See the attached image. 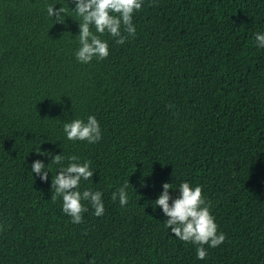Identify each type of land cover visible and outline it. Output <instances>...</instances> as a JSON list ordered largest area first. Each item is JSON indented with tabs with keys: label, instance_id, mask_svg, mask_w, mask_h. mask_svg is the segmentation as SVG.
I'll use <instances>...</instances> for the list:
<instances>
[{
	"label": "trees",
	"instance_id": "1",
	"mask_svg": "<svg viewBox=\"0 0 264 264\" xmlns=\"http://www.w3.org/2000/svg\"><path fill=\"white\" fill-rule=\"evenodd\" d=\"M48 5L75 7L0 0V264H264V0H143L135 37L105 32L108 57L88 64L75 58L80 17L55 23ZM90 115L102 139L69 141L63 124ZM39 147L65 158L47 182L31 169L50 163ZM72 155L94 172L79 190L105 208L82 201L78 225L51 201ZM127 181L121 207L111 195ZM181 182L202 187L226 236L204 260L154 205Z\"/></svg>",
	"mask_w": 264,
	"mask_h": 264
},
{
	"label": "clouds",
	"instance_id": "2",
	"mask_svg": "<svg viewBox=\"0 0 264 264\" xmlns=\"http://www.w3.org/2000/svg\"><path fill=\"white\" fill-rule=\"evenodd\" d=\"M72 3L75 5L73 10L65 9L64 6L56 10L55 5H48L47 14L51 18L55 17V23L61 24L64 23L63 18L69 10L80 17L79 35L76 37L79 48L75 52L78 62L88 64L94 58L100 61L108 57V43L100 38L105 32L115 38L118 45H123L130 37H135L133 15L141 10L143 0H72ZM92 27L95 28V33L91 30ZM122 27L126 35L122 33ZM254 39L258 47L264 48V33H255ZM63 131L69 141H87L89 144H95L102 139L100 126L94 115L88 116L86 122L81 119L65 122ZM36 153L51 158L47 167L41 160H36L31 165L32 173L47 182L51 166L62 165L65 158L63 154L41 152L40 147L36 149ZM67 159L68 165L61 167L58 174L52 178L54 195L51 201L55 202L57 197H62V211L71 217L73 224H81L83 213L88 211L82 201L91 203L96 217L103 216L105 208L102 193L90 189L82 192L79 190L81 180L91 181L94 175L91 162L85 161L81 164L78 162L79 157L75 155ZM129 186L127 181L111 195L113 201L119 198L121 207L128 204L126 189ZM162 188L163 192L159 194L154 205L161 208L167 218L165 226L179 240L196 245L197 259L204 260L208 254L205 245L216 248L224 243L226 236L222 232L218 233L215 218L210 213L211 204L203 197L202 187H193L188 182H181L178 186L179 196L175 199L170 195V191H173L172 184L164 183Z\"/></svg>",
	"mask_w": 264,
	"mask_h": 264
}]
</instances>
